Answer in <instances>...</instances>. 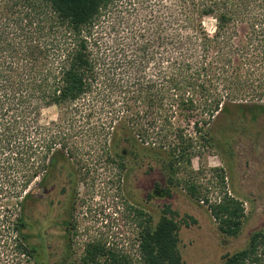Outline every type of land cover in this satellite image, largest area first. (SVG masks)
I'll use <instances>...</instances> for the list:
<instances>
[{
    "label": "trees",
    "instance_id": "trees-1",
    "mask_svg": "<svg viewBox=\"0 0 264 264\" xmlns=\"http://www.w3.org/2000/svg\"><path fill=\"white\" fill-rule=\"evenodd\" d=\"M20 1L33 11L42 40L37 53L51 62L47 105L70 107L90 98L94 89L96 100L120 103L118 124L110 128L108 157L120 159L129 152L137 163H156L166 185L161 189L155 184L160 197L171 196L177 170L190 165L197 148L216 146L212 121L236 117L254 122L264 114V0H166L163 5L146 0L153 1L147 21L123 22L124 14L116 10L107 26L99 19L111 13L117 0ZM208 18L214 21L212 31L204 25ZM142 116L150 118L146 127ZM175 118H182L186 127L191 123V130L173 123ZM125 122L135 123L136 130ZM58 127L56 149L39 163L38 186L45 193L61 186L62 225L68 231L75 176L66 135ZM149 127L156 136L152 142ZM223 127L228 130L231 124ZM187 189L197 194L193 184ZM32 196V190L26 192L18 209L0 219V254L12 263L48 264L44 244L33 243V227L25 214ZM210 212L220 233L240 234L244 210L237 198L223 196ZM176 216L164 206L153 225L146 220L138 233L141 264H184ZM259 243L264 244L263 231L251 234L245 248L224 255L223 264H259ZM83 252L82 264L117 261L113 251L95 242H87Z\"/></svg>",
    "mask_w": 264,
    "mask_h": 264
},
{
    "label": "rangeland",
    "instance_id": "rangeland-1",
    "mask_svg": "<svg viewBox=\"0 0 264 264\" xmlns=\"http://www.w3.org/2000/svg\"><path fill=\"white\" fill-rule=\"evenodd\" d=\"M117 1L111 13L99 19L101 26L114 19L116 10L124 14L123 22L147 21L153 4ZM160 1L163 5L166 0ZM204 25L212 31L214 21L205 19ZM35 28L33 11L20 0H0V219L18 209L21 197L32 190L25 214L33 227V243L44 244L48 264H82L87 242L113 251L117 261L110 264H141L138 233L147 219L151 225L158 220L164 206L177 213L178 252L184 264H223L224 255L245 248L254 232H264V114L254 122L236 117L212 121L216 146L197 148L190 165L177 170L178 183L171 187V196L160 197L155 184L161 189L166 185L156 163H137L129 152L120 159L108 157L110 128L118 124L120 103L96 100L94 89L91 100L63 108L47 105L52 67L50 59L45 61L37 53L42 40ZM102 40L107 41V36ZM148 119L142 116L140 122L145 125ZM171 121L186 127L182 118ZM229 123L231 127L224 130ZM124 124L136 130L135 123ZM58 126L66 135L75 176L68 231L62 225L66 217L61 186L47 193L38 186L39 167L57 147ZM149 130L152 142L156 136L152 127ZM190 184L195 196L187 189ZM225 195L237 198L244 210L236 237L220 233L210 212V206ZM257 253L259 264H264L263 243ZM17 262L0 254V264Z\"/></svg>",
    "mask_w": 264,
    "mask_h": 264
}]
</instances>
